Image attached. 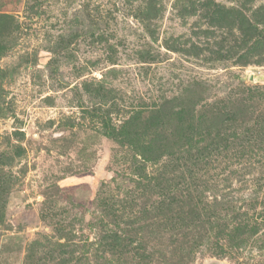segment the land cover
Returning <instances> with one entry per match:
<instances>
[{"label":"rangeland","instance_id":"374dc122","mask_svg":"<svg viewBox=\"0 0 264 264\" xmlns=\"http://www.w3.org/2000/svg\"><path fill=\"white\" fill-rule=\"evenodd\" d=\"M0 14V264H264V0Z\"/></svg>","mask_w":264,"mask_h":264},{"label":"trees","instance_id":"16d2710c","mask_svg":"<svg viewBox=\"0 0 264 264\" xmlns=\"http://www.w3.org/2000/svg\"><path fill=\"white\" fill-rule=\"evenodd\" d=\"M231 14H237L235 16V19L240 22V25L242 27H249L251 30V24L250 20H247L241 15L238 14H244V11L242 10V13L239 11H233ZM11 20L12 18L8 14H0V30L1 31H6L9 28H11ZM252 36L254 34L251 32ZM156 116H158V111H156ZM159 143H153V142H148L145 145H140L138 146V151H139V160H137V164L134 165V172L136 176L141 179V180H148V173H147V166L145 165L146 162H151V163H157L160 160V153L162 151V140H159ZM158 197H161L159 199V202L157 203L156 206L153 207L154 210L159 211V209H166L168 206L172 205L175 203V200L172 197L171 192H164L160 193ZM152 209V210H153ZM153 210V211H154ZM115 236V235H114ZM116 237V236H115Z\"/></svg>","mask_w":264,"mask_h":264}]
</instances>
